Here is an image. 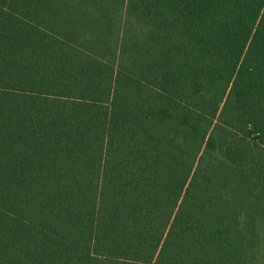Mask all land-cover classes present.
<instances>
[{
    "label": "trees",
    "instance_id": "obj_1",
    "mask_svg": "<svg viewBox=\"0 0 264 264\" xmlns=\"http://www.w3.org/2000/svg\"><path fill=\"white\" fill-rule=\"evenodd\" d=\"M59 1L0 0V264H264V0Z\"/></svg>",
    "mask_w": 264,
    "mask_h": 264
},
{
    "label": "rangeland",
    "instance_id": "obj_2",
    "mask_svg": "<svg viewBox=\"0 0 264 264\" xmlns=\"http://www.w3.org/2000/svg\"><path fill=\"white\" fill-rule=\"evenodd\" d=\"M66 3L64 10L67 15L74 16V19L79 20L74 27L75 32H79L80 38L73 37L72 33L67 34L71 41L76 43L81 42L84 38L99 39L110 34L112 26L125 25L124 29H129L124 20L127 19L126 15L119 14L118 10L113 7V0H60L59 5ZM58 5V3L56 2ZM117 13L111 18L112 14ZM123 18V19H122ZM134 25L139 28V19L136 15L132 17ZM95 20L96 23H91ZM99 25L97 27V23ZM116 39V38H115ZM255 205V202H252ZM264 207V206H263Z\"/></svg>",
    "mask_w": 264,
    "mask_h": 264
}]
</instances>
